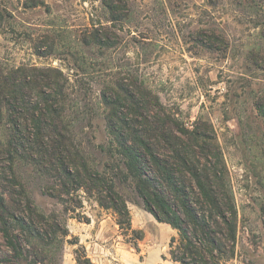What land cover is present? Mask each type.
Instances as JSON below:
<instances>
[{"label": "rangeland", "instance_id": "374dc122", "mask_svg": "<svg viewBox=\"0 0 264 264\" xmlns=\"http://www.w3.org/2000/svg\"><path fill=\"white\" fill-rule=\"evenodd\" d=\"M25 71L39 82L63 74L58 111L90 165L110 177L122 158L105 95L121 119L197 128L238 211L234 254L222 264H264V0H0V72ZM31 102L0 97V264H76V233L109 218L117 225L116 216L65 188L59 165L28 141L35 93ZM117 182L143 239L136 249L117 225L108 264H175L177 231L145 210L129 181ZM40 215L70 235L30 240L19 223L44 228Z\"/></svg>", "mask_w": 264, "mask_h": 264}, {"label": "trees", "instance_id": "16d2710c", "mask_svg": "<svg viewBox=\"0 0 264 264\" xmlns=\"http://www.w3.org/2000/svg\"><path fill=\"white\" fill-rule=\"evenodd\" d=\"M109 10L116 20V10L110 7ZM56 73L63 77L62 73ZM17 75L18 72L3 76L0 72V97L9 95L16 103L21 101L31 106V96L35 93L36 107L26 125L33 129L28 134L32 140L28 141L34 142L37 150L59 165L67 181H64L65 188L74 186L76 191L83 190L96 199L100 208L111 210L120 231L135 236L132 245L136 249L143 239L142 233L132 227L131 213L117 190V181L119 184L129 181L145 210L159 223L177 231L178 240L173 238L170 244L174 263L222 264L227 251L234 254L238 211L219 171L221 160L212 161L206 150L208 140L197 128L179 132L177 122L173 121L161 126L147 119L144 122L121 119L120 103H111L105 95V102L110 106L108 127L115 151L122 158L121 165H115L117 172L110 177L90 165L82 147L74 142L71 124L58 111L63 94L59 76L54 80L46 76L44 82H39L26 71L22 76ZM261 111L264 116V110ZM199 151L205 155L201 156ZM1 207L3 214L10 213L8 206L3 207L2 203ZM28 208L32 210L30 204ZM40 218L44 228H39L32 219L19 223L30 240L37 239L48 246L70 235L57 221L50 222L43 215ZM5 235L13 252L19 253L17 236L12 237L8 230ZM73 245L77 246L76 264H95L78 238Z\"/></svg>", "mask_w": 264, "mask_h": 264}, {"label": "crops", "instance_id": "0c3cea01", "mask_svg": "<svg viewBox=\"0 0 264 264\" xmlns=\"http://www.w3.org/2000/svg\"><path fill=\"white\" fill-rule=\"evenodd\" d=\"M87 226L91 230L90 234L76 233L80 244L84 245L88 256L95 264H108L110 256L114 259L113 245L109 242L115 237L117 225L109 218L99 222L97 226L93 222ZM89 237L93 240L91 243L88 242Z\"/></svg>", "mask_w": 264, "mask_h": 264}]
</instances>
